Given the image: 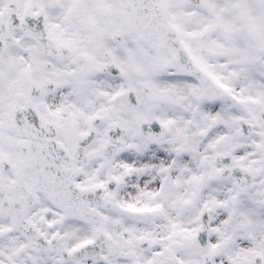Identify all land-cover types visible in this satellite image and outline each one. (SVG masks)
I'll use <instances>...</instances> for the list:
<instances>
[{
    "label": "snow or ice",
    "instance_id": "snow-or-ice-1",
    "mask_svg": "<svg viewBox=\"0 0 264 264\" xmlns=\"http://www.w3.org/2000/svg\"><path fill=\"white\" fill-rule=\"evenodd\" d=\"M0 264H264V0H0Z\"/></svg>",
    "mask_w": 264,
    "mask_h": 264
}]
</instances>
